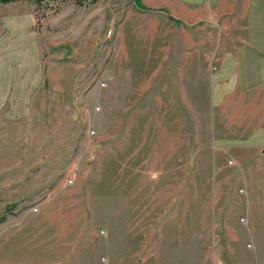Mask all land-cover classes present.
I'll use <instances>...</instances> for the list:
<instances>
[{"label": "rangeland", "instance_id": "obj_1", "mask_svg": "<svg viewBox=\"0 0 264 264\" xmlns=\"http://www.w3.org/2000/svg\"><path fill=\"white\" fill-rule=\"evenodd\" d=\"M247 1L0 0V264H264Z\"/></svg>", "mask_w": 264, "mask_h": 264}, {"label": "crops", "instance_id": "obj_2", "mask_svg": "<svg viewBox=\"0 0 264 264\" xmlns=\"http://www.w3.org/2000/svg\"><path fill=\"white\" fill-rule=\"evenodd\" d=\"M150 4L163 5L171 13L185 22L197 23L204 21L209 15L214 20V12L225 5V0H148ZM230 14H233L231 12ZM245 33L248 42L245 50H239V65L250 73L251 79L245 85L255 87L264 80V0H248L245 11ZM242 50V51H241Z\"/></svg>", "mask_w": 264, "mask_h": 264}]
</instances>
